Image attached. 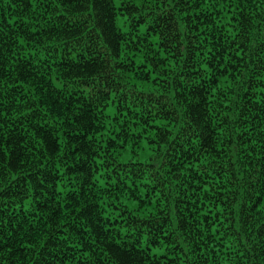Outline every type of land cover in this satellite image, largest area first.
I'll list each match as a JSON object with an SVG mask.
<instances>
[{"label": "trees", "instance_id": "16d2710c", "mask_svg": "<svg viewBox=\"0 0 264 264\" xmlns=\"http://www.w3.org/2000/svg\"><path fill=\"white\" fill-rule=\"evenodd\" d=\"M0 264H264V0H0Z\"/></svg>", "mask_w": 264, "mask_h": 264}]
</instances>
